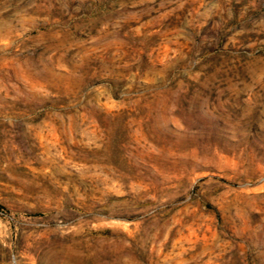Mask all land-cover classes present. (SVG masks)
<instances>
[{
  "label": "rangeland",
  "instance_id": "obj_1",
  "mask_svg": "<svg viewBox=\"0 0 264 264\" xmlns=\"http://www.w3.org/2000/svg\"><path fill=\"white\" fill-rule=\"evenodd\" d=\"M0 264H264V0H0Z\"/></svg>",
  "mask_w": 264,
  "mask_h": 264
}]
</instances>
